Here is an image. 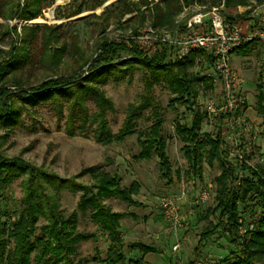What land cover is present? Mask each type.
<instances>
[{"label":"rangeland","instance_id":"obj_1","mask_svg":"<svg viewBox=\"0 0 264 264\" xmlns=\"http://www.w3.org/2000/svg\"><path fill=\"white\" fill-rule=\"evenodd\" d=\"M141 2L41 0L38 11L30 9L36 14L35 18L27 19L24 0H0V92L4 94L1 100L13 112L7 118L0 116V156L23 161L92 193L97 192L101 174L114 180L116 188L113 190L125 189L136 182L139 187L133 204L123 202L115 194L101 202L111 212L124 216L120 229L125 244L122 252L127 258H140L145 264H176L178 261L188 264L194 259L199 233L207 224L202 216L212 205L214 178L219 170L216 164L203 163L200 177L192 176L180 151L182 144L175 133V124H188L197 112L203 115L199 135L221 131L228 160L233 163L240 160L250 168L264 162L261 135L264 119L255 110L259 75L264 85V50L255 48L249 55H232L231 66L244 80L245 110L239 117L208 115L206 106L217 94L213 87L205 89L201 85L197 86L194 111L182 104L168 107L174 96L168 83L162 79L157 83L150 81L146 88L144 77L150 79L149 70L140 62L130 63L129 53H120L118 60L110 64L113 70L107 75L85 82L83 88L76 87L95 72L96 69L90 71L91 63L104 44H135L143 49L136 36L150 26L153 10L160 1ZM220 3L225 15L239 14L238 7L225 11L224 0ZM195 6L207 8L196 3L190 5L192 9H196ZM77 10L81 12L73 15ZM260 10V16L264 17V7ZM251 18L253 25L258 17ZM200 60L189 69L192 76H203L209 71ZM49 81H61V85L53 92H33ZM72 84L75 88L68 87ZM22 92L34 94L20 96ZM145 96L152 99L163 116L171 182L161 178L156 158L142 160L138 157L137 141L144 138L139 133L155 121L153 106L138 111L133 125L128 128L130 133L123 130L129 113L143 104ZM248 140L253 141V145L245 151ZM26 179L27 175H21L7 185L4 201L8 209H13L15 202L23 197ZM203 188L208 189L209 198L198 204L197 197ZM84 192L59 191L58 207L63 217L73 216L75 220L73 234L81 237L76 245V257L88 258L89 264H106L107 239L91 219V209L82 211L77 206ZM162 197L175 199L184 224L182 228L174 230L165 222L158 206ZM208 221L215 223L214 218L209 217ZM44 223L40 219L37 228ZM243 232L242 229L240 233ZM176 242L179 251L173 253L171 248ZM134 243L154 247L157 252L142 255L137 250H129L127 245ZM226 249L227 242L215 232L199 248L200 260L205 264L216 263L225 256ZM35 256L36 253L31 256L30 264H40Z\"/></svg>","mask_w":264,"mask_h":264},{"label":"trees","instance_id":"obj_2","mask_svg":"<svg viewBox=\"0 0 264 264\" xmlns=\"http://www.w3.org/2000/svg\"><path fill=\"white\" fill-rule=\"evenodd\" d=\"M40 1L24 0V8L27 11L25 18H35L36 14L30 9L34 8L38 11ZM141 3H144V0ZM193 3L209 8L218 5L220 0H161L160 6H155L153 10L151 25L173 26L175 18L182 9ZM254 3L261 4L264 0H224V9L235 10L237 7H247ZM80 12L81 10H77L72 14ZM222 13L224 14V11ZM225 16L230 17V15ZM242 21L239 22L242 24ZM255 48L264 50V44L248 42L240 45L234 53L245 56L252 53ZM99 50V56L92 61L90 67V71L96 69L95 72L89 74L90 76L76 87L83 88L85 82L96 81L102 74L107 75L113 70L110 64L118 60L120 53H129L130 63L140 62L149 70L150 79L144 77L146 88L149 87L150 81L157 83L162 79L168 83L174 95L168 103L170 108L182 104L192 111L197 86H204L205 89L213 87L210 79L205 75L196 77L189 73V69L200 63V59L208 68L210 67L211 59L202 51L192 53L180 60H166L165 50L159 49L153 54H148L135 44L109 43L101 46ZM106 66L108 68H103ZM94 74L98 75L94 76ZM104 75L102 77H105ZM60 82H46L35 88L33 92L39 94L56 91L57 86L61 85ZM68 87L75 88L74 84ZM255 90V110L257 115L264 119V85L261 83L260 75ZM31 94L22 92L20 96L31 97ZM3 95L0 92V116L7 118L13 112L1 100ZM148 106H153L152 116L155 121L139 133L144 135V138L137 141L140 149L138 157L142 160L156 158L161 178L171 182L172 170L166 154L163 116L149 96H145L142 105L131 110L123 130L125 133H130L128 128L133 125L138 111ZM202 118L203 115L196 112L188 124H175V133L182 144L180 151L192 176L200 177L203 163L208 166L216 164L219 170V175L214 178L212 205L204 210L202 216L207 224L199 233L194 259L188 263L201 259L199 248L203 247L211 235L218 232L227 242V249L225 256L213 264H264V162L250 168L240 160L234 163L228 160L223 150L225 141L221 131L199 135ZM261 135L264 137V130ZM21 175H27L24 195L15 202L13 209H8L4 201L6 187ZM115 186L112 178L101 174L99 185L96 187L97 192L92 193L67 179L41 172L23 161L0 156V264H30L34 253H36V261L40 264H89L88 258L76 257V245L81 237L73 234L72 228L75 222L73 216L63 217L58 207L56 195L61 190L85 191L80 196L77 206L82 211L85 208L91 209V219L105 235L108 242L104 258L106 264H145L140 258L129 259L122 252L125 244L120 229L124 216L111 212L101 203L102 199L115 194L123 202L133 204V197L137 194L139 185L132 182L125 189L113 190ZM88 193H90L89 197L86 196ZM209 217L214 218L215 223L208 221ZM40 219L45 223L37 228ZM242 229L244 232L240 233ZM127 247L131 251L137 250L142 255L157 252L154 247L141 243L130 244Z\"/></svg>","mask_w":264,"mask_h":264},{"label":"built area","instance_id":"obj_3","mask_svg":"<svg viewBox=\"0 0 264 264\" xmlns=\"http://www.w3.org/2000/svg\"><path fill=\"white\" fill-rule=\"evenodd\" d=\"M262 7L264 3L238 7L239 14L230 17L222 13L223 3L202 9L198 6H195L196 9L184 7L175 18L173 26L160 28L150 24L142 35L140 32L137 34L136 40H139L148 54H153L159 49L165 50L166 60H180L199 51L207 54L211 64L205 76L210 79L217 98L206 106V113L221 117H239L245 110L244 80L231 66L232 55L242 44H264V17L260 16ZM252 16L258 17L253 25ZM240 20L249 23L244 25ZM252 143L253 141L248 140L245 151L253 145ZM208 198L209 191L203 188L197 202L203 204ZM158 206L165 222L172 229L183 227L175 199L162 197ZM171 250L177 253L179 244L176 242ZM176 264L186 263L178 261ZM188 264L205 263L198 260Z\"/></svg>","mask_w":264,"mask_h":264},{"label":"crops","instance_id":"obj_4","mask_svg":"<svg viewBox=\"0 0 264 264\" xmlns=\"http://www.w3.org/2000/svg\"><path fill=\"white\" fill-rule=\"evenodd\" d=\"M248 23H249V21H245L243 24L246 25V24H248Z\"/></svg>","mask_w":264,"mask_h":264}]
</instances>
